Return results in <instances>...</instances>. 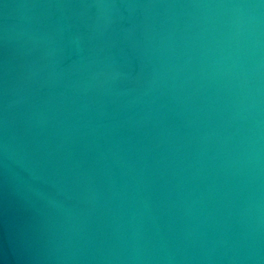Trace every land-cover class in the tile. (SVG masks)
<instances>
[{
	"label": "water",
	"instance_id": "1",
	"mask_svg": "<svg viewBox=\"0 0 264 264\" xmlns=\"http://www.w3.org/2000/svg\"><path fill=\"white\" fill-rule=\"evenodd\" d=\"M0 264H264V0H0Z\"/></svg>",
	"mask_w": 264,
	"mask_h": 264
}]
</instances>
